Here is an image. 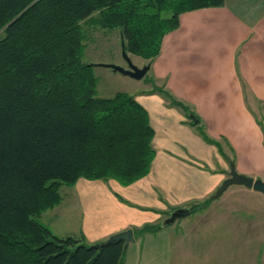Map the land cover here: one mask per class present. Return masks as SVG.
<instances>
[{
	"label": "trees",
	"instance_id": "obj_1",
	"mask_svg": "<svg viewBox=\"0 0 264 264\" xmlns=\"http://www.w3.org/2000/svg\"><path fill=\"white\" fill-rule=\"evenodd\" d=\"M224 1L0 0V264H123L124 241L96 247L41 220L63 185H130L156 155L149 113L135 96H99L94 66L83 60V22L119 29L127 52L152 61L181 13ZM153 91L190 113L165 88Z\"/></svg>",
	"mask_w": 264,
	"mask_h": 264
},
{
	"label": "crops",
	"instance_id": "obj_2",
	"mask_svg": "<svg viewBox=\"0 0 264 264\" xmlns=\"http://www.w3.org/2000/svg\"><path fill=\"white\" fill-rule=\"evenodd\" d=\"M179 19L178 28L163 38L159 55L144 59L151 64L145 80L149 86L134 93L155 130L151 171L126 186L115 179L86 178L73 186L81 197L79 226L67 234L83 236L87 244L127 229L134 231L133 242L152 236L135 231L161 226L176 208L191 212L155 233L172 226L185 230L199 217L200 226L227 222L226 230L236 228L234 216H201L215 203L212 196L229 176L231 161L239 173L264 180V0H225L224 6L189 10ZM155 86L183 101L190 113L153 91ZM201 130L215 143L205 140ZM245 187L233 188L259 192ZM63 203L44 212L50 214L43 222L55 233ZM244 205L249 211L250 203ZM247 217L241 230L246 245L253 237L250 212Z\"/></svg>",
	"mask_w": 264,
	"mask_h": 264
},
{
	"label": "rangeland",
	"instance_id": "obj_3",
	"mask_svg": "<svg viewBox=\"0 0 264 264\" xmlns=\"http://www.w3.org/2000/svg\"><path fill=\"white\" fill-rule=\"evenodd\" d=\"M83 29L85 34L83 60L94 66L99 96L112 97L118 91L134 95L149 86L145 84L147 76L136 79L103 65L111 63L128 66L122 50V35L119 29H104L88 22H83ZM127 53L135 65L143 67L146 64L144 58ZM235 185L232 184L228 191L215 198L212 208L201 216H207L208 220L217 213L220 216L230 215L232 219L234 216L236 228L226 230L227 222H224V225L221 222L214 227L209 226L210 228L208 225L200 226V221L203 220L199 217L187 225L185 230L172 226L159 234L155 233L159 230L157 229L153 231L152 236L139 238L127 247L123 264H264V195L256 191L251 193L246 190H234ZM60 191L64 203L59 207L60 216L57 218L58 221L53 223V227L56 233L62 232L66 236L69 235L67 231L79 226L78 209L81 197L73 186L63 185ZM232 200L234 204L229 203ZM247 202L250 203L249 211L247 206H243L248 205ZM48 212L43 213L41 217L46 223L50 214ZM249 212L253 237H249L246 245L247 237L243 236L241 230L244 231V221L248 220ZM198 230L201 231L197 237L195 234Z\"/></svg>",
	"mask_w": 264,
	"mask_h": 264
},
{
	"label": "water",
	"instance_id": "obj_4",
	"mask_svg": "<svg viewBox=\"0 0 264 264\" xmlns=\"http://www.w3.org/2000/svg\"><path fill=\"white\" fill-rule=\"evenodd\" d=\"M125 46H126L125 40L122 36V50H123L124 56L128 62L127 67L120 66L117 64H111V63L103 64V65L112 68L114 71L121 72L124 75H128V76H131V77L136 78V79H143L146 76V74L148 73V71L151 67V64L148 62L143 67H139V66L135 65L132 62L131 58L129 57ZM195 120L198 121L197 119H195ZM232 184H237V185H242V186L244 185L248 188H252V189L257 190V191L264 194V180L261 178H252V177H249L243 173L242 174L239 173L237 171L234 163L231 161V171H230L229 176L222 182V184L217 189V192L212 196V198L220 197V195H222L226 191V189L228 187H230ZM190 212H191V210L188 207L176 208L175 210H173L171 212L170 216H168L161 223V227H166V226L174 223L177 219L186 217L187 215L190 214ZM116 240L124 241V245H125V247H127L130 242H133L135 240L134 231L132 229H127V230L118 232L116 234L111 235L106 240L99 242L95 245H96V247H101L103 245H106V244H108L112 241H116Z\"/></svg>",
	"mask_w": 264,
	"mask_h": 264
}]
</instances>
